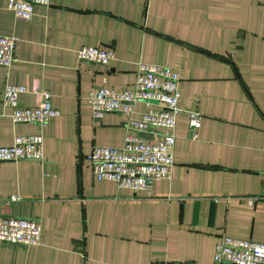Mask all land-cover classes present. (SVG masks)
<instances>
[{
    "label": "crops",
    "instance_id": "1",
    "mask_svg": "<svg viewBox=\"0 0 264 264\" xmlns=\"http://www.w3.org/2000/svg\"><path fill=\"white\" fill-rule=\"evenodd\" d=\"M7 3L0 35L17 42L15 61L0 67V146L41 134L44 158L0 162V214L41 224L37 245L0 243V264H215L222 236L264 243V201H246L264 195V0H51L29 21ZM83 45L114 57L79 61ZM139 62L175 69L181 97L171 178L133 198L92 174L91 149L121 147L125 118L94 120L86 97L132 89ZM8 84L25 87L23 107L46 92L58 116L44 127L13 124ZM155 108L134 105L136 116Z\"/></svg>",
    "mask_w": 264,
    "mask_h": 264
},
{
    "label": "built area",
    "instance_id": "2",
    "mask_svg": "<svg viewBox=\"0 0 264 264\" xmlns=\"http://www.w3.org/2000/svg\"><path fill=\"white\" fill-rule=\"evenodd\" d=\"M51 0H8L7 9L16 19L29 21L37 6L47 7ZM17 39L0 35V67L9 68L15 61ZM77 60L106 66L114 57L113 49H98L83 45L75 51ZM179 73L161 65L139 62L136 66L134 87L116 91L109 87L92 89L86 97L94 120L106 113H120L124 116L125 137L121 147L94 146L87 160L98 183L110 181L117 188L132 193L133 198H142L154 181L170 179L173 168L172 150L175 143L174 130L178 103L181 97ZM23 86L6 85L2 91L4 107L15 125L35 124L44 127L58 116V111L48 103V94L41 92V103L36 107H23L18 103ZM145 103L156 105L155 109L135 115L134 105ZM201 114L188 113V127L192 138H197ZM140 133H148L151 140H145ZM44 158L43 136L19 135L8 146H0V162L22 160L41 161ZM17 200V198L15 199ZM264 195L246 197L249 206ZM40 221L0 214V243L14 246H33L40 242ZM215 264H264V243L222 236L213 253ZM149 264H184L156 263Z\"/></svg>",
    "mask_w": 264,
    "mask_h": 264
},
{
    "label": "water",
    "instance_id": "3",
    "mask_svg": "<svg viewBox=\"0 0 264 264\" xmlns=\"http://www.w3.org/2000/svg\"><path fill=\"white\" fill-rule=\"evenodd\" d=\"M139 136L145 140H149V138L151 137V135L148 133H140Z\"/></svg>",
    "mask_w": 264,
    "mask_h": 264
}]
</instances>
